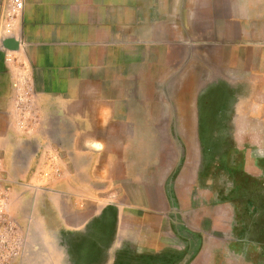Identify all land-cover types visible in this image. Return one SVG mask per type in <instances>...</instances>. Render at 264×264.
<instances>
[{
	"label": "crops",
	"instance_id": "0c3cea01",
	"mask_svg": "<svg viewBox=\"0 0 264 264\" xmlns=\"http://www.w3.org/2000/svg\"><path fill=\"white\" fill-rule=\"evenodd\" d=\"M103 243L264 260V0H0V264Z\"/></svg>",
	"mask_w": 264,
	"mask_h": 264
},
{
	"label": "rangeland",
	"instance_id": "374dc122",
	"mask_svg": "<svg viewBox=\"0 0 264 264\" xmlns=\"http://www.w3.org/2000/svg\"><path fill=\"white\" fill-rule=\"evenodd\" d=\"M168 59L170 61L171 59H174V57L172 58V56L169 55ZM173 75L175 74L173 73ZM168 91L170 93V90ZM236 134H237L236 138L238 139L240 137V133H236ZM215 246L219 247L220 245H215ZM97 251H98L97 255H100L101 257L100 259L98 258L96 260H93L92 258H85L82 260H72V264H165L166 262L161 259H153L149 261L131 259V257L137 256L138 252L136 251V246L129 244L103 243L101 245H98ZM251 251L255 252V248H252ZM101 252L103 253L100 254ZM257 263L264 264V260L260 262L258 261ZM200 264H207V261H201ZM230 264H240V261L234 259L230 261Z\"/></svg>",
	"mask_w": 264,
	"mask_h": 264
},
{
	"label": "built area",
	"instance_id": "2783aa9c",
	"mask_svg": "<svg viewBox=\"0 0 264 264\" xmlns=\"http://www.w3.org/2000/svg\"><path fill=\"white\" fill-rule=\"evenodd\" d=\"M9 2L16 11H20L23 8L24 0H9Z\"/></svg>",
	"mask_w": 264,
	"mask_h": 264
},
{
	"label": "water",
	"instance_id": "95a60500",
	"mask_svg": "<svg viewBox=\"0 0 264 264\" xmlns=\"http://www.w3.org/2000/svg\"><path fill=\"white\" fill-rule=\"evenodd\" d=\"M9 46V48H11V45H8Z\"/></svg>",
	"mask_w": 264,
	"mask_h": 264
}]
</instances>
